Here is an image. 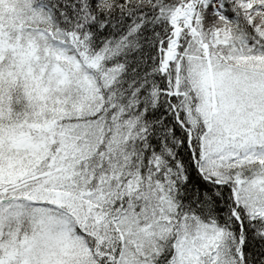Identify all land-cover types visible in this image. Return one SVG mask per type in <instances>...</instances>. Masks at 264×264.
<instances>
[{"label":"snow or ice","instance_id":"1","mask_svg":"<svg viewBox=\"0 0 264 264\" xmlns=\"http://www.w3.org/2000/svg\"><path fill=\"white\" fill-rule=\"evenodd\" d=\"M0 264H264V0H0Z\"/></svg>","mask_w":264,"mask_h":264}]
</instances>
